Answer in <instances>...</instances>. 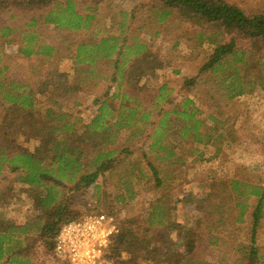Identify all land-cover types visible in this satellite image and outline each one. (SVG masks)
Segmentation results:
<instances>
[{
  "label": "trees",
  "instance_id": "trees-1",
  "mask_svg": "<svg viewBox=\"0 0 264 264\" xmlns=\"http://www.w3.org/2000/svg\"><path fill=\"white\" fill-rule=\"evenodd\" d=\"M30 1H35L31 7L38 9V14L29 18L24 29L21 26L18 35L15 36V29L10 25L0 23V62L7 55L2 41L15 44L26 57L52 56L58 52L57 43L44 41L39 35L38 27L47 23L53 25L55 35L61 37L67 48L75 46L74 76L58 70L35 84L8 78L5 73L8 66H0V264H37L34 256L38 255L41 246L54 252L61 227L85 216L71 213L68 209L72 203L70 197L92 185L100 191L99 177L109 176L115 167L117 151L109 145L115 143L121 131H130L131 143L139 142L145 134L147 139L142 150L146 166L138 161L122 167L125 172L118 182L127 194L131 193L129 197L125 196L127 198L136 195L135 189L146 181L155 183V188L163 186L155 161L162 162L171 171V176L188 163V157L199 153V143L207 142L204 140L206 123L198 117L201 110L194 98L185 96L176 101L172 98L173 88L164 81L156 88L152 105L147 106L140 99V92L146 85L140 80L166 67V63L149 50L146 40L135 35L131 38L128 34L98 35L93 31L97 5L87 4L89 0ZM156 1L157 5L150 10L152 14L149 13L147 19L157 16V21L163 22L177 12L180 18L201 27L196 38L213 48L200 73L215 74L232 97L252 93L256 88L264 91V11L247 12L227 0ZM16 5L30 7L23 1H16ZM85 5L89 6L84 8ZM8 7L7 1L0 0V14ZM145 23L146 20L141 27ZM63 31L66 34L62 38L58 32ZM121 32L126 33L124 29ZM158 35L159 30L155 36ZM237 40L243 43L239 44ZM86 63L90 65L85 73L80 72L77 65ZM98 65L112 68L109 77L115 84L109 85L103 95L93 98L98 105L97 112L85 122L75 115L74 109L68 110L66 106L78 92L94 93L88 88L90 82L99 86L101 77L107 79L108 75L104 69L96 67ZM81 67L85 69V66ZM185 85L191 87L197 82L189 78ZM112 87L125 89L120 94L108 96ZM118 96L120 103L117 106L113 101ZM166 102H173V106L163 108ZM153 113L159 116L156 122L152 120ZM210 118L215 120L213 116ZM149 126L152 129L148 132ZM18 133L23 140L17 137ZM24 140H34V149H30ZM121 151L135 157L136 151L130 149V145ZM148 171L154 175V182L149 179ZM7 173L16 176L10 177ZM228 179L215 180L213 183L218 184V191L212 196L205 193L197 200L203 213L199 210V214L187 222L191 226L185 235V249L181 252L174 249L173 254L178 257L173 264H212L203 251L198 253V249L220 244L221 234L227 230L221 226L227 224L224 210L232 203L238 210L234 222L240 223L234 226L239 230L237 236L246 231L250 242L241 252L236 249L232 257L222 258L219 264H264V246L257 243L259 229L264 231V182ZM15 183L26 187L34 208L40 210L37 220L19 224L6 215ZM166 195L161 194L151 201L150 211L143 219L142 236L133 227L137 221L127 220L128 225L126 222V225H118L119 231L110 238L107 249L110 263L136 264V251L147 250L151 243L148 237L153 235L150 231L155 226L174 229L168 214L175 206ZM251 197L255 201L253 206ZM250 207L253 210L249 213ZM247 215L251 219L248 229L240 226ZM184 228L179 226L180 230ZM202 228L204 231H197ZM203 233L207 234L206 242L202 240ZM124 253L132 256L121 259Z\"/></svg>",
  "mask_w": 264,
  "mask_h": 264
},
{
  "label": "rangeland",
  "instance_id": "rangeland-1",
  "mask_svg": "<svg viewBox=\"0 0 264 264\" xmlns=\"http://www.w3.org/2000/svg\"><path fill=\"white\" fill-rule=\"evenodd\" d=\"M5 1L8 2L9 7L0 14V23L14 28L16 36L20 32L21 26L24 29L23 26L29 21V18L34 13L38 14V9L31 7L35 1ZM16 1H23L30 7L16 5ZM227 1L239 5L247 12L264 11V0ZM157 2L156 0H89L87 4L97 5L93 31L97 32L98 35L124 36L128 34L131 38L133 35L138 36L149 43V50L156 55V58L166 63L165 68L157 69L154 74L145 75L140 80L141 84H146L140 92V99L144 101V104L152 105L156 88L167 81L173 88L172 98H176V101L182 100L185 96H190L197 101L201 110L198 117L204 119L206 123L204 130L207 135L204 140L207 142L206 144L199 143V153L188 157V163L174 171L171 176H169L171 171L166 169L162 162L155 161L161 179L164 181L163 186L155 188V183L148 184L146 181L135 189L136 195L127 198L131 193L127 194L124 186L118 182L120 176L125 172L122 167L130 163H138V161L146 166L142 150L147 139L145 134L139 142L131 143L130 131L123 130L119 133L115 143L109 145V148H115L117 151L115 167L111 170L112 172L110 171L109 176L99 177L97 184L101 186L100 191L98 192L92 185L78 193L74 192L70 197L72 203L68 207L72 214L77 212V215L80 216L94 212L111 214L116 218L119 226L126 225L127 220L137 221L133 227L142 236L144 234L142 230L145 227L142 225L144 224L143 219L150 211L151 201L166 193V197L170 198L172 206H175L173 210H170V215L168 214L174 229L155 226L150 231L153 235L148 237L151 243L147 250L136 251L138 256L136 264H173L172 262L177 256L173 254L174 249H177L178 252L185 249V235L188 233V227L191 226V223L187 222H190L192 217L197 216L199 210L203 213L197 200L203 197L205 193L212 196L218 191V184L213 183L215 180L235 178L251 183L264 182V91L256 88L252 93L232 97L229 91L221 86L220 80L215 74L200 73L202 64L207 60L213 48L207 42L199 41L196 38L201 27L180 18L177 12L171 14L163 22L157 21V16L147 19L146 17L151 13L150 10H153V6L157 5ZM19 4L23 3L19 2ZM89 5H85L84 8ZM144 20L146 23L141 27ZM38 29L39 35L45 39L44 41L57 43L60 50L52 56L33 55L26 57L18 51L15 44L2 41L7 55L0 62V66L4 64L8 66L5 71L8 78L31 81L37 84L40 80L47 78L48 74L58 70L68 72L70 77H73L75 46L72 48L68 46L67 48L65 43L61 41V37L55 35L56 30L53 25L44 23ZM123 29L126 33L121 32ZM158 30L160 35L155 36ZM59 33L62 34V38L66 34L65 31ZM176 41L179 44H175ZM237 42L243 43L242 40H237ZM104 60L106 61V59ZM89 65L87 63L77 65L80 66L78 70L85 73ZM81 66H85V69H82ZM96 67L104 69V73L108 75L107 79L103 80L104 78L101 77L99 80L102 83L99 86L90 82L88 88L95 92H78L74 95V100L78 104H75L73 100L68 102V106H66L68 110L74 109L75 115L82 117L85 122L91 120L97 112L98 105L93 98L103 95L109 85L115 84L110 81L109 77L112 68L110 69L106 65ZM189 78H194L197 85L186 86ZM124 89L125 87L119 90L112 87L108 91V96L114 93L120 94ZM119 98L118 96L113 101L115 104L117 103V106L120 103ZM172 106L173 102H166L163 108H171ZM210 116H213L215 120H212ZM158 119L159 116L155 113L152 120L156 122ZM151 129L152 126H149L147 131L149 132ZM17 137L23 140L20 133L17 134ZM175 138L173 137V139ZM24 141L30 149H34L36 145L34 140ZM174 141L177 143V140ZM128 145H130V149H135V157L131 158L126 152L121 151L123 147ZM152 160L154 161L153 156ZM118 167L121 168L116 169ZM147 174L150 176L149 179L154 182V175L149 171ZM7 176L16 175L15 173H7ZM174 176L178 177L173 179ZM145 180H148V177ZM13 187L10 205L5 209L6 215L19 224L37 220L41 213L40 210L34 208V203L25 190L26 187L20 183L13 184ZM149 188L154 189L148 190ZM251 198L250 204L253 206L255 201L253 197ZM232 204L224 210L227 224L221 226L227 230L221 234L220 244L198 249V253L203 251L208 262L212 264H219V261L224 257H232L236 249L241 252L244 246L250 242L246 231L237 236L239 230H236L234 226L240 223H235L234 218L238 210L234 209V204ZM252 210L253 207H250L248 212L250 213ZM245 219V223L240 226L248 229L251 225L250 216L247 215ZM208 222L210 224V221ZM180 225L185 226V228L180 230ZM197 231H204V229ZM201 237L206 242L207 234L203 233ZM257 243L264 246L263 228L259 229ZM38 251V255L35 254L34 256L37 264H55L53 252H48L43 246ZM131 256L132 254L124 253L121 259L127 260ZM109 264L112 263L109 262Z\"/></svg>",
  "mask_w": 264,
  "mask_h": 264
},
{
  "label": "built area",
  "instance_id": "built-area-1",
  "mask_svg": "<svg viewBox=\"0 0 264 264\" xmlns=\"http://www.w3.org/2000/svg\"><path fill=\"white\" fill-rule=\"evenodd\" d=\"M118 231L116 218L104 212L65 223L56 237L55 264H109L107 249Z\"/></svg>",
  "mask_w": 264,
  "mask_h": 264
}]
</instances>
